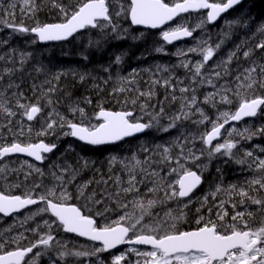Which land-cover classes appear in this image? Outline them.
<instances>
[{
  "label": "snow or ice",
  "instance_id": "6c2138e0",
  "mask_svg": "<svg viewBox=\"0 0 264 264\" xmlns=\"http://www.w3.org/2000/svg\"><path fill=\"white\" fill-rule=\"evenodd\" d=\"M51 2L52 7L58 9L61 14V22L36 23L32 27H28L23 22L15 23L14 12H6L5 15L12 19L5 21L0 18V23H4L6 27L19 33H31L39 42L66 41L74 34L87 28L99 29L102 38H107L109 32L105 30H110L114 38L123 39L124 37L120 34V26L113 18V3L117 5L114 11L115 17L123 16L130 20L132 25H142L153 29L174 20L182 13L208 10L206 21L201 20L196 25V28H201L205 23L216 22L221 14L240 5L243 0H220V2L172 0L171 3L166 2V0H127L126 4L121 3V0H78L75 6L65 5L57 2V0H51ZM23 5L25 7L21 8V13L24 15H32L38 10L35 0H23ZM9 7L15 9L16 4L12 3ZM255 31L264 36V22H260L255 27ZM162 35L163 40L171 44L183 38H192L194 29L182 24L164 31ZM88 43L89 46H95L100 43V40H89ZM222 43L223 41L213 47L208 45L207 40L198 41L197 45L187 49V52L196 53L201 59L197 60L194 66H192V62L182 60L180 66L191 74L193 85L207 83L216 89V91L205 95L204 104H211L213 107L216 103L231 105L233 100L228 93L232 92L238 100L236 110L222 111L216 121L211 122V129L199 137L205 146L204 149L199 150V153L190 146L196 138L184 133L177 136L170 145H157V149H162V151L159 152L160 160L154 163L166 165L174 163L175 167H171L168 172L169 175L177 174L178 178L174 182L167 181L164 176H161L160 169L151 168L148 157L139 160L133 154L130 159L135 161V164L122 162L128 173L127 187H120L116 192L108 194L106 197L103 195L97 197L95 191H86L91 183L89 181L76 186L77 195L74 197L67 185L75 181L81 169L72 165H53L54 169H59V174L56 171L50 173L53 180L58 182L52 187H47L42 182H34L32 189L23 195L13 194L10 190L0 191V214L5 217L20 213L29 206L40 204L43 207H38L34 212H30L25 217V221L44 213L50 215V219L43 220L46 231L41 234L36 229H32L37 239L31 241L27 246H17L13 250H4V246L9 243V240L0 243V264H38L41 256L54 251H58V255L53 264H58L66 257H96L98 254L108 252L119 245H148L151 248L149 251L129 248L128 251L135 253L137 259L134 262L129 261L128 264H264V158H258L253 151L246 150L242 156L233 151L237 149L238 145V141L233 139V134L240 139L251 140L258 134H264V127L258 131H252L249 128L240 130L235 127L230 130L225 129V125L230 122H239L247 117H255L264 108V95L256 94L257 89H264V63H257L253 60L248 67L239 71L234 77L236 81L234 89L224 85L218 87L214 81L231 75L232 69L229 65L233 57L236 56V52L233 51L227 59L210 66L208 62L213 60ZM254 49L264 50V41L258 42ZM156 51H162V49L158 48ZM186 54L184 50H181L176 53V56L184 57ZM252 55L253 49L251 48L243 52L245 59ZM261 56L264 59V52ZM84 58L87 59L86 56ZM115 62L119 64L121 57L116 56ZM20 63H24L23 54ZM3 71L10 75L14 69L5 68ZM2 79L3 76L0 75V80ZM54 79L58 81L60 75L54 76ZM79 79L83 82L85 76L80 75ZM122 82L132 83L133 81L125 79ZM153 83H160V81L156 80ZM163 83L165 86L173 87L168 79H165ZM13 87L18 88L19 85L9 83L4 90H0V96H4L7 89ZM241 89L245 90V93H242ZM179 90L181 93H191V95L181 98L180 109L169 117V123L166 126L160 123L164 116L163 107L155 114L147 113L150 116V121L142 122V117L133 118L134 114L131 110L110 111L103 107H100L94 116L89 117L79 102L70 101L67 108L72 118H69L55 108V104L60 103V101H53L50 95L56 91L55 87L47 89L43 94L46 101L43 106L39 98L35 103L25 104L21 103V99L24 98L22 92H14L13 95L18 97L15 106L22 109V115L28 121H32L38 114L42 113L44 106H51V112L41 130L36 133L37 136L57 135V129H66L62 133L64 136H71L87 145L102 146L116 144L152 128L168 132L175 128L178 122L192 120V117L197 113L199 119L192 120V123L199 125L209 121V116L197 104L196 88L186 86ZM117 91H132V89L120 87ZM137 91L139 96H146L149 99L153 96L151 90L148 92ZM173 91H175L174 87ZM172 99L175 101L177 98L173 96ZM124 102L136 104L135 99L126 98ZM6 103H0V112L8 117L15 116L16 113L7 107ZM87 103H91V100L87 99ZM146 107L147 105L142 104L141 110L143 111ZM93 119L97 123H92ZM222 129L228 138L224 139L222 143L213 144V141H217L224 135ZM28 131L31 133L32 129L29 128ZM20 135H23V128L20 130ZM55 148V143L14 140L10 144L0 145V160L12 154H23L43 163L46 159L44 154L53 152ZM173 148L179 149L175 155H172ZM206 150L209 161L216 154H220L234 160L238 165H247L248 170L259 173V175H253L246 179L243 185L230 184L227 187H222L217 184L215 186L214 192L211 193L213 200L221 192L227 195L230 201L234 197H239L238 201L232 203V207L236 209L239 205L244 210L234 211L230 221L225 220V217L228 216L227 212L217 211L215 220L210 217L205 219L203 215H200L196 220L198 226L195 229L182 230L179 227L185 218L182 208L175 214L171 210L165 211L163 216L154 213L152 209L157 205H165L169 201H183L185 198L191 197L203 183V171L207 169L208 165L196 164V162L201 160ZM143 151L148 152L149 149L144 147ZM115 159V157L112 158L113 161ZM188 163L201 169L199 174L192 168L186 167L185 165ZM84 166H87V161H85ZM6 168V165L0 167V173L5 172ZM27 168L29 171L24 174L25 180L32 172L39 176L44 175L43 170L33 164H28ZM137 168H139V172H137ZM138 175H140V179L137 178ZM146 177L151 178L147 184H145ZM117 183H119V177H117ZM142 184H145L146 187L144 192L141 191L140 185ZM14 187L18 188L20 184H16ZM37 188L43 190L38 195H33V191ZM122 194L125 200L128 197H132V199L127 200V202L121 201L119 197ZM74 198H82L86 204L78 206L71 203L70 201ZM105 200H112L116 203L117 207L121 209V214L111 223L101 225L96 217L106 216L108 212L113 210L107 206ZM207 202L208 197L206 196L203 203L206 204ZM128 203H132L139 210V215L123 211L128 207ZM224 203V200H220L217 207L221 208ZM89 204L92 207H88ZM250 205H255V210H249ZM184 207H187V203L184 204ZM85 208L88 209L87 213ZM93 210L94 214H90L93 213ZM200 211L197 209V212ZM208 211L211 212V209ZM40 227L41 225L38 224L37 228ZM54 229L84 237L88 241L99 242L102 246L74 251L67 244L57 241V237L53 234ZM5 231H10V229ZM19 239H21L20 236L12 237L11 242L18 243ZM34 249L40 250L34 252ZM125 259L123 254L116 255L112 264H121V261H125ZM65 264H73V262L65 260Z\"/></svg>",
  "mask_w": 264,
  "mask_h": 264
},
{
  "label": "trees",
  "instance_id": "16d2710c",
  "mask_svg": "<svg viewBox=\"0 0 264 264\" xmlns=\"http://www.w3.org/2000/svg\"><path fill=\"white\" fill-rule=\"evenodd\" d=\"M57 2L75 6L78 0H57ZM166 2L171 3L172 0H166ZM212 2H220V0H212ZM12 3L16 4L15 9L9 7ZM35 3L38 10L32 15H24L21 13V8L25 7L23 0H0V18L9 21L12 18L5 15V13L14 12L15 23L20 24L23 22L28 27H32L36 23L61 22V14L58 9L52 7L51 0H35ZM121 3L126 4L127 0H121ZM114 11L113 4V18L120 26V34L124 37L123 39L114 38L110 30H105L109 32V35L107 38H102L99 29H86L83 33L76 35L65 43L41 46L30 33H19L6 27L4 23H0V57H3V59H0V75L3 76V79L0 80V90H4L9 83L19 85L18 88L7 89L6 94L0 96V103L7 102L6 106L16 113L15 116L8 117L0 112V145L10 144L14 140L19 142L37 143L43 141L49 144L55 143L56 151L48 157L45 165L55 160L57 163L53 162V165H72L81 169L75 181L67 185L68 190L74 197L77 195L76 186L89 181L91 183L86 191H95L97 197L102 195L106 197L108 194L116 192L120 187H127L128 173L124 168V163L135 164V161L130 159L133 154L139 160L148 157L151 168L160 169L161 176H164L167 181L174 182L178 178L177 174H168L169 169L175 167L174 163L171 165L154 163L160 160L159 152L162 151V149H157V145H170L180 135L178 134L180 130L177 129L180 126L191 125V123L189 120H183L168 132L152 128L146 130L141 137L129 139L118 145L92 148L71 140L69 136H64L62 133L66 129H57V135L37 136L36 133L41 130L48 114L51 112V106H44L42 113L38 114L33 122H30L22 115V109L15 106L18 97L13 95L14 92L23 93L24 98L21 99V103H35L39 98L43 106L46 103L43 94L47 89L55 87L56 91L50 94L53 101H60V103L55 104V108L62 114L69 116V118H72L67 108L70 101L79 102L89 117L94 116L99 108L103 107L110 111L131 110L134 114L133 118L142 117V122L150 121V116L147 113L155 114L163 107L164 116L160 123L164 126L169 123V117L180 109L181 98L191 95V93H181L179 90L181 87H195L197 100L201 98V89L192 84L191 74L180 66L182 60L194 62L198 57L196 53L187 52L190 47H195L194 45L189 46L195 40L190 41L181 49H173L164 45L161 37L156 32L133 29L128 19L123 16L115 17ZM182 20L185 21L184 26L194 29V38L198 37L200 32H204V35L199 37V41L207 40L208 45L213 47L223 41L220 49L214 55L215 61L225 60L231 52H236V56L233 57L229 65L232 69L231 75L219 80L221 84L230 85V88L234 89L233 86L236 83L234 77L239 71H242L244 67H248L253 60L257 63H264L261 56L264 50L254 49L258 42L264 41V36L255 31V27L260 22H264V0H245L215 25L205 23L201 28H196L201 20L206 21L205 13L202 12L188 15ZM236 21H239V23H236ZM89 40H100V43L89 46ZM158 48L162 51H156ZM250 48L253 49V55L245 59L243 52ZM181 50L187 53L186 56L177 57L176 53ZM22 54L24 63L21 64ZM85 56L87 59L84 58ZM116 56L121 57L119 64L115 62ZM5 68L14 69V71L10 75L5 74L3 71ZM58 74L60 79L57 81L54 76ZM80 75L85 76L83 82L79 79ZM125 79L133 82H122ZM165 79L169 80L175 91H173V87L164 85L163 81ZM156 80L160 83H153ZM120 87L132 89V91L119 92L117 89ZM137 90L143 92L151 90L153 96L151 99L146 96H139ZM241 92L245 93V90L241 89ZM256 94L264 95V89H257ZM173 96L177 98L175 101L172 99ZM230 97H233L234 102L231 110L235 111L238 103L237 97L232 92ZM126 98L129 100L135 99L136 104L133 105L130 102L126 104L124 102ZM87 99H90L91 103H87ZM142 104L147 105L143 111L141 110ZM91 122L97 123L94 119ZM241 126L248 127L252 131H258L264 127V109L254 120L243 122L241 125H237L236 128H241ZM21 128H23L22 136L20 135ZM29 128L32 129L31 133L28 131ZM251 140H255L256 144L264 149V134H258ZM201 145L203 147L200 148L204 149L205 146ZM144 147H147L149 151H143ZM178 151L179 149L173 148L172 155H175ZM56 157H58V160ZM113 157L116 158L115 161L112 160ZM85 161H87V166H84ZM203 161L208 162L209 169L206 173H203V183L195 193L194 202L187 205L188 212L184 211L183 208L185 200L169 201L165 205H157L152 209L154 213L163 216L165 211L173 209L172 211L179 212L182 208L185 218L179 224L181 229L185 226L197 224V218L203 214H194L203 213V210L219 204L220 200L225 201L224 206H232L234 201L239 200V197H234L230 201L229 197L223 192L218 193L216 199L213 200L211 193L214 192L217 184L222 187H227L230 184L243 185L246 179L253 175H259V173L248 170L247 165H238L234 160L220 154H216L209 161L207 154L204 153L201 160L196 163L200 164ZM185 166L192 168L194 171L196 169L194 164L191 163ZM50 168V172L56 171L58 173L57 168L54 169L52 165ZM137 172H139V168H137ZM117 177H119V183H117ZM137 178L140 179V175ZM150 179V177H146L145 184ZM47 180L49 179L47 178ZM54 184H58V182L53 181L52 185ZM145 184L140 185L142 192L146 191ZM206 196L208 202L205 204L203 202ZM119 199L127 202L132 197L125 200L122 194ZM70 202L78 206L86 204V201L82 198H74ZM105 203L113 210L108 212L106 216L96 217L101 225L111 223L121 214V209L112 200H105ZM253 206L255 205H250L249 208L255 209L256 206ZM88 207L92 206L89 204ZM237 208L242 209L239 205ZM197 209L201 211L197 212ZM87 211L88 209L85 208L86 213ZM123 211L139 215V210L132 203H128V207ZM90 214H94V210ZM47 219H50L48 214ZM146 219L148 218L146 217ZM1 222L3 220L0 219V243L9 240V243L5 244L4 250H13L17 246L24 247L21 245V241H24V239H19L18 243L11 242V238L17 237L18 234H14L12 228L2 225ZM38 224L40 225V222ZM6 229H10V231H5ZM38 232H41L40 228ZM53 234L57 237V241L67 244L76 251V246H73L75 238L64 234L59 229H54ZM34 250L38 251L40 249ZM57 255L58 251L45 254L39 258L38 264H53ZM100 256L102 258L108 257L103 253ZM84 258L82 259L84 260ZM65 260H70L73 264H82L78 261V258L66 257ZM65 260L59 261L58 264H65Z\"/></svg>",
  "mask_w": 264,
  "mask_h": 264
},
{
  "label": "rangeland",
  "instance_id": "374dc122",
  "mask_svg": "<svg viewBox=\"0 0 264 264\" xmlns=\"http://www.w3.org/2000/svg\"><path fill=\"white\" fill-rule=\"evenodd\" d=\"M113 4H114V7H115V9H116L117 5H116L115 3H113ZM184 23H185V21L183 22V20H180V21H178V22H175L173 25L167 27L164 31L169 30L170 28H173V27H178V26H180V25H182V24H184ZM203 35H204V32H200L199 35H198V37L194 38L195 41L193 42V44H192V45H189V46H193V45L196 46V45H197V42L199 41V37H201V36H203ZM179 49H181V48H179ZM199 59H201V57L198 55V57L195 59V61L192 62V66H194V63H195L197 60H199ZM208 63H209L210 66H214L215 63H219V62L215 61V57H213V60H210ZM209 70H210V69H209ZM214 82L217 84L218 87L221 86V85H224V83L221 84V82H220L219 80H218V81H214ZM227 84H228V83H227ZM235 85H236V83L234 84L233 87H235ZM224 86L230 88V85H229V86H228V85H224ZM197 87L201 89V98L197 100V104H198V106L201 107V108L205 111V113L209 116V121H206V122L203 123V124H199V125H197V124L192 123L191 120H189V122L191 123V125H188V124H187V126H180V128H178L177 130H180V131L178 132V134L184 133L185 135L194 136V137L196 138V139L194 140L193 144L190 145V146L193 147L194 150H197V153H199V150L203 147V146L201 145L202 142H201L200 139H199L200 135H201L202 133H204V132H206V131H209V130L211 129V122L216 121V118L218 117V115H219L220 112H222V111H227V110L232 111L231 108H232V105H233L234 102H233L231 105L224 104V103H216L215 107H213L211 104H204V103H203V100H204L205 95H207L208 93H211V92L216 91V89L213 88V87H211V86L208 85L207 83H204V84H202V85H197ZM230 93H231V92L228 93L229 97H230ZM230 98L232 99L233 97H230ZM217 100H219V97H217ZM232 100H233V99H232ZM261 115H263V114H261ZM195 119H199V114H198V113H197L195 116L192 117V120H195ZM233 127H235V126H232V127L228 128V130H230V129L233 128ZM235 128H236V127H235ZM244 128H246V127L241 126V128H237V129L243 130ZM247 128H248V127H247ZM222 136H223V137L221 138V140L219 141V143H222L224 139L228 138L226 132H225L224 135H222ZM255 137H256V136H255ZM255 137H254V138H255ZM233 139H235V140L238 141L237 149H234V150H233L234 152H237L239 155L242 156V155H243V152L246 151V150H247V151H253L254 154H255L258 158H264V151H261L262 147L259 146V145H257L256 142H255V140H243V139H240V137L235 136V134H233ZM2 141H3V140H2ZM217 143H218V142H217ZM247 145H248L249 147H248ZM201 146H202V147H201ZM200 147H201V148H200ZM205 154H207V150L205 151ZM56 159L58 160V157H56ZM53 162H54V163H57V162H55V160H53ZM53 162H51L50 164L46 165L45 168H43L44 173H45V175H46V180H44V185L47 186V187H52V186H53V185H52V182H53L54 180H53V178H52V176H51V174H50V173H51V172H50V169H51L50 167H51V165L53 166V164H52ZM202 163L208 165L207 169L203 171V173H206L207 170L209 169V164H208L207 161H203ZM5 164H6L7 166H9L8 163H5ZM196 164H198V163H196ZM200 164H201V163H200ZM26 165H27V164H25V166H26ZM54 165H60V164H54ZM3 167H4V166H3ZM194 167L196 168L195 171H197L198 173L201 171V169L197 168L196 165H194ZM57 169H58V168H57ZM57 171H58V174H59V169H58ZM47 178H48L50 181L47 180ZM250 178H251V177H250ZM57 190H59V189H57ZM217 205H219V204H215L213 207H214V208H217ZM182 207H183V206H182ZM224 207H225V206L223 205L221 208H224ZM228 207H230V208L233 209V207L230 206V205H228ZM253 207H255V206H253ZM221 208H219V209H221ZM172 210H173V209H172ZM172 210H171V211H172ZM234 210H235V211H239L238 209H234ZM249 210H255V209H254V208H249ZM173 213L175 214V213H177V212H176V211H173ZM28 215H29V214H26L25 216H23L21 219H18L17 221H18V222H27V221H29V220L25 221V217H27ZM45 229H46V228H45ZM73 246H75V243L73 244ZM96 247H98V246L91 245V244H76L75 249H76V250H81V249L96 248ZM121 254H123V255L126 257V259H127V260L125 259L126 261L131 260L130 258H128V257H129L128 255H131L132 260H134V261L136 260V255H135V253H131V252H129L128 249H126L125 251H119L118 253H116V254L114 255V257H115L116 255H121ZM114 257H112V258L109 259L111 264H112V261H113ZM89 258H90V257H85L84 260H83L82 258H78V261H79L80 263H82V264H104V261H103V259L100 257V254H98V256H96V257H91V261L89 260ZM126 261H125V262H124V261H121V264H128V262H126Z\"/></svg>",
  "mask_w": 264,
  "mask_h": 264
},
{
  "label": "flooded vegetation",
  "instance_id": "af4514ba",
  "mask_svg": "<svg viewBox=\"0 0 264 264\" xmlns=\"http://www.w3.org/2000/svg\"><path fill=\"white\" fill-rule=\"evenodd\" d=\"M176 48V47H174ZM5 163H8L9 166H7ZM25 164H33L36 167H39L43 170V168L46 167L45 164L39 165L33 161L30 160H0V167L3 166H7L5 172L0 173V191H11L13 194H18V195H23L26 191L31 190L33 183H40L42 182L44 185V180H46V175L44 173L43 176H39L37 173L32 172V174L28 177L27 180L24 179V174L25 172L29 171L27 168V165L25 166ZM44 172V170H43ZM16 184H20V187H14V185ZM43 189L37 188L33 191V195H38ZM196 196L193 195L191 198L185 200V203H187V205L191 204L192 202H194V197ZM38 207H43V205H38L37 207L28 209L25 212H22L18 215H15L9 219H5L3 220V222H1L2 225L4 226H9L10 228H12L14 234H18V236L21 237V240L24 239V241H21V245L23 246H27L33 239H37L36 236H34L32 229H36L37 231H39V228L37 227H33L34 223L40 222V233L43 234V232L46 230L45 227L43 226V220L47 219V213L42 214L41 216H35L33 217V219L27 221V222H18V219H21L23 216H25L26 214H30V212H34ZM208 209H211V212L208 211ZM239 211L240 210H244L236 208ZM184 211L188 212L187 207H184ZM217 211H224L228 213V216L225 217V220L230 221L231 215L234 213V209L225 206L224 208L219 209L217 208H207L206 210H203V213H196L194 215H199V214H203V216L205 217V219L207 218H211L213 220L216 219V215L215 213ZM197 224H193L190 226H185V228L183 227L182 230H193L197 227ZM26 237V238H24ZM142 251V250H139ZM147 251V250H144ZM149 251V250H148ZM110 259L107 258V260ZM132 259V258H131ZM137 259V257H136Z\"/></svg>",
  "mask_w": 264,
  "mask_h": 264
},
{
  "label": "water",
  "instance_id": "95a60500",
  "mask_svg": "<svg viewBox=\"0 0 264 264\" xmlns=\"http://www.w3.org/2000/svg\"><path fill=\"white\" fill-rule=\"evenodd\" d=\"M243 1H245V0H243ZM237 6H239V5H237ZM237 6H235V7H237ZM234 7V8H235ZM232 9H230L229 11H231ZM200 11H204V12H206L207 13V11L208 10H199V11H196V12H189V13H182L180 16H178V17H176L174 20H172V21H169L168 23H166V24H164V25H162V26H160V27H158V28H155V29H153V28H148V27H145V26H137V25H132L131 24V22H130V20H129V22H130V24H131V26H132V28H134V29H143V30H150V31H161V30H163L165 27H167L168 25H170V24H172L174 21H176L179 17H182V16H185V15H187V14H192V13H198V12H200ZM228 11V12H229ZM228 12H226V13H223V14H221V17L222 16H224L225 14H227ZM220 17V18H221ZM220 18L216 21V22H214V23H209V24H216L219 20H220ZM89 29H91V28H89ZM86 29H84V30H81L80 32H78V33H76V34H74V36H76L77 34H79V33H82V32H84ZM31 34V33H30ZM33 37H34V35L33 34H31ZM73 36V37H74ZM73 37H70L68 40H66V41H53V42H39L38 40H37V42L39 43V45H48V44H56V43H64V42H67V41H69L70 39H72ZM37 39V38H36ZM190 39H192V38H183V39H181V40H178V41H174L173 43H171V44H169V43H167L166 41H164L163 40V36H162V40L167 44V45H171V46H174V45H177V44H180V43H182V42H187V41H189ZM259 113V112H258ZM256 117V116H255ZM255 117H247V118H244L243 120H241V121H239V122H236V121H232V122H230L228 125H225V127H228V126H232V125H238V124H241L242 122H244V121H249V120H253ZM34 120V119H33ZM222 131H223V129H222ZM144 133H141V134H137L136 136H134V137H130V138H126L124 141H126V140H128V139H131V138H137V137H140V136H142ZM70 138L72 139V140H74V141H77V142H79V143H82V144H85L84 142H82V141H79L78 139H76V138H73V137H71L70 136ZM220 140V138L217 140V141H219ZM217 141H213V143H215V142H217ZM121 142H123V141H121ZM121 142H118V143H116V144H119V143H121ZM116 144H110V145H102V146H112V145H116ZM85 145H87V144H85ZM89 146H91V145H89ZM93 147H98V146H93ZM55 150V149H54ZM53 150V151H54ZM50 153H46V154H44V155H49ZM15 156H20V157H23V158H26V159H29V160H32V161H34V162H36V163H40V162H37V161H35L33 158H31V157H27V156H25V155H23V154H12V155H9V156H7V157H15ZM200 187V186H199ZM198 187V188H199ZM197 188V189H198ZM196 189V190H197ZM195 190V191H196ZM194 191V192H195ZM34 206H36V205H32V206H29V208H32V207H34ZM28 209V208H27ZM25 210V209H24ZM24 210H22V211H24ZM21 213V212H20ZM14 214H19V213H14ZM14 214H12V215H14ZM1 216H3V214H0ZM11 215V216H12ZM11 216H7V217H11ZM3 217H5V216H3ZM67 234H69V235H72V236H75V237H77V238H79V239H81V240H84V241H87V242H90V243H94V244H96V245H100L99 244V242H92V241H88L86 238H84V237H78V236H76L75 234H71V233H67ZM100 246H102V245H100ZM124 246H137V247H145V248H148V249H151L150 248V246H148V245H119V246H117V248H115V249H111L110 251H108V252H113V251H115V250H117V249H120V248H122V247H124ZM108 252H106V253H108Z\"/></svg>",
  "mask_w": 264,
  "mask_h": 264
},
{
  "label": "bare ground",
  "instance_id": "6f19581e",
  "mask_svg": "<svg viewBox=\"0 0 264 264\" xmlns=\"http://www.w3.org/2000/svg\"><path fill=\"white\" fill-rule=\"evenodd\" d=\"M168 120V119H167Z\"/></svg>",
  "mask_w": 264,
  "mask_h": 264
}]
</instances>
